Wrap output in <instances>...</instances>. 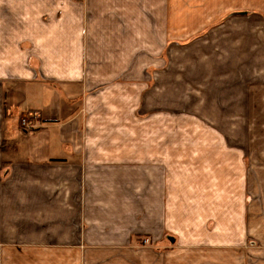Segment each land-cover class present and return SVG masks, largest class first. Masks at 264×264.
I'll return each instance as SVG.
<instances>
[{"label": "crops", "instance_id": "obj_1", "mask_svg": "<svg viewBox=\"0 0 264 264\" xmlns=\"http://www.w3.org/2000/svg\"><path fill=\"white\" fill-rule=\"evenodd\" d=\"M256 80L264 0H0V264H239Z\"/></svg>", "mask_w": 264, "mask_h": 264}, {"label": "rangeland", "instance_id": "obj_2", "mask_svg": "<svg viewBox=\"0 0 264 264\" xmlns=\"http://www.w3.org/2000/svg\"><path fill=\"white\" fill-rule=\"evenodd\" d=\"M83 6H86V5H83ZM241 21H242L241 19L235 20L239 28L242 26ZM222 24L224 25V27H222V31L228 28L227 20L221 21V23H217L216 26L212 27L211 30H209L208 28V30H206L207 33L203 32V33H200L199 35L193 36L191 38V39H194L192 40L194 41L193 43L200 41L199 39L203 38L206 34H210L215 29L220 28ZM258 32H259V29H256V45H259V48H256L255 54L259 55V57L262 58L263 41H262V36H257ZM239 36L240 38L241 37L243 38V43H246V36L242 32H240ZM190 40L185 39V40H182L181 43L186 44ZM196 54L197 53H191L192 56ZM165 55L166 53L164 54V56ZM194 62H196V60ZM256 77L258 76L256 75ZM148 86H151V84H148ZM262 86H263L262 80H256L254 84L256 91H254V93L255 92L256 94H259V92H261L260 94L264 93L263 89H259ZM249 103L253 107L255 104L256 110L254 108L252 110V114L248 115V117H246L245 119V123L248 124L247 131H223L222 130L217 134H219L222 139L227 140L228 143H232V141L233 143L237 141H246L247 139L248 141L254 142L253 148H254V157H255L256 167L264 168V164L263 165L258 164V163H264V114H260L259 112V109L264 108L263 101L255 99V100H250ZM154 112H158L160 116H164L166 114L168 118H171V114H174L176 119L182 118L184 116V113H186L185 111H180V112H175V113H166L164 112V110H159V111H154ZM186 114L189 115V113H186ZM27 122H28V125L35 127V125L32 124L30 121L27 120ZM176 133L181 135L183 132L176 131ZM184 134H185V137L189 138L188 134L193 135L195 134V132L190 131V132H185ZM206 134H209V132H207ZM262 177H263V173L260 172V174L257 177L258 184L255 185V193H257L258 190L262 191L263 189ZM260 196L261 195H259L258 198ZM255 217H256V225L254 229L255 239L253 241L251 240V242L248 241V243H246L242 247L241 246L238 247V249H235L233 251L235 252L236 257H241V259L235 260L236 263L239 262V264H264V241L262 239L263 226H262V223H260L264 219V210L262 209L256 210Z\"/></svg>", "mask_w": 264, "mask_h": 264}, {"label": "built area", "instance_id": "obj_3", "mask_svg": "<svg viewBox=\"0 0 264 264\" xmlns=\"http://www.w3.org/2000/svg\"><path fill=\"white\" fill-rule=\"evenodd\" d=\"M22 124H23L24 127H26V128H33L32 126L28 125L27 120H23V121H22Z\"/></svg>", "mask_w": 264, "mask_h": 264}]
</instances>
